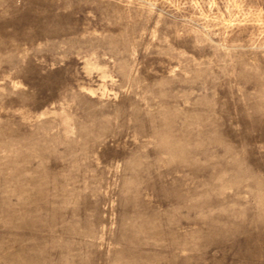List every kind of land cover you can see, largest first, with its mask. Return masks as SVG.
<instances>
[{
	"label": "rangeland",
	"instance_id": "rangeland-1",
	"mask_svg": "<svg viewBox=\"0 0 264 264\" xmlns=\"http://www.w3.org/2000/svg\"><path fill=\"white\" fill-rule=\"evenodd\" d=\"M0 264H264V0H0Z\"/></svg>",
	"mask_w": 264,
	"mask_h": 264
}]
</instances>
